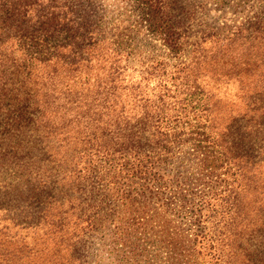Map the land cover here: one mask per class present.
<instances>
[{
    "label": "trees",
    "instance_id": "1",
    "mask_svg": "<svg viewBox=\"0 0 264 264\" xmlns=\"http://www.w3.org/2000/svg\"><path fill=\"white\" fill-rule=\"evenodd\" d=\"M131 1L127 34L100 0H0V264H264V87L214 106L200 38Z\"/></svg>",
    "mask_w": 264,
    "mask_h": 264
},
{
    "label": "rangeland",
    "instance_id": "2",
    "mask_svg": "<svg viewBox=\"0 0 264 264\" xmlns=\"http://www.w3.org/2000/svg\"><path fill=\"white\" fill-rule=\"evenodd\" d=\"M173 14L189 33L188 41L200 38L199 71L210 102L222 111L240 112L256 86L264 87V0H167ZM131 0H100L103 20L125 28L140 24L141 8ZM136 54L161 55L157 40L140 29ZM129 36V35H128ZM199 37V38H198ZM147 42L149 44L147 45ZM230 70V71H229ZM229 71L231 78L222 75ZM260 86V87H261ZM248 96V97H247ZM227 117V113L223 115Z\"/></svg>",
    "mask_w": 264,
    "mask_h": 264
}]
</instances>
